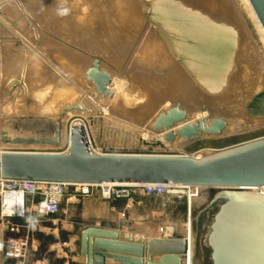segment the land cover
<instances>
[{
	"label": "bare ground",
	"instance_id": "obj_1",
	"mask_svg": "<svg viewBox=\"0 0 264 264\" xmlns=\"http://www.w3.org/2000/svg\"><path fill=\"white\" fill-rule=\"evenodd\" d=\"M34 1L31 2L32 6L36 7L37 15L42 16L44 11H42L41 4L46 5V0ZM244 1L264 39V31L248 0ZM8 3L10 2L8 1ZM63 4L70 17L57 22L58 26L54 21H51L49 27L58 29L60 34L75 40L82 49V53L85 54L61 49L52 43H44L47 50L53 55H57L65 68L86 69L83 74L84 81L99 98L105 100L108 106V108H104L105 113L114 114L119 120H122L121 122L129 123L132 127H145L148 130L145 135L142 134L145 139L158 138L173 149H181L186 146L187 143L183 140L170 144L165 141L164 133L153 131L154 122L160 113L167 112L171 108L160 113L158 110L163 105L167 104L168 106V103L176 104L177 102L182 103L189 112L190 122L206 119L209 114L212 118H221L227 121L228 128L223 136L264 126V115L252 117L249 112L250 103L264 93V63L262 64L264 59L260 63V57L255 55L256 50L253 48L250 35L238 18L232 0H65ZM11 7L13 6L11 5ZM18 8L11 14H15L14 12L20 14ZM48 21L49 19L46 22ZM150 24H154V28L151 27V32L147 33ZM246 26L248 25L246 24ZM25 27L26 25L23 28ZM8 28L10 29V26ZM20 28H17L18 32L23 31L19 30ZM148 30L150 31V28ZM32 34L34 33L32 32ZM140 35L144 41L139 52V64L147 68L166 70V72L164 74L156 72L158 74L153 77L136 76L132 80L129 93L124 89L128 95L124 94V97L118 99L115 89L123 90L124 82L122 85L121 82L117 83L114 74L106 70L101 59L105 57L112 63L118 64L119 59L127 55L133 47V42ZM10 46L15 47L14 45ZM30 46L32 47V45ZM12 47L3 46L0 49L2 80L4 84H7V82L5 83L6 79L25 77L28 91L26 96L29 99L28 109L39 111L47 108L54 101L64 100L68 93L67 88L52 87L55 80H52L48 73L36 63L29 61L27 64L22 50ZM87 55L93 56V58L98 57L96 59L100 61L102 70L112 76V85L110 86L112 97L104 98L99 95L95 86L87 81L86 73L90 68L87 66L89 63L92 65L95 60L88 59ZM114 86H116L115 89ZM78 101L81 100L78 99ZM203 109L206 110L203 111ZM96 111L95 109V114ZM32 114H36V112H32ZM70 116L72 114L69 113L61 119L59 118L64 126L62 146L65 145L67 136L65 122ZM121 122L120 125H122ZM79 125L83 124L76 121L71 126ZM83 126L87 128L86 125ZM3 131L8 133L11 138L32 136V134H16L9 129ZM93 132L95 133V130ZM41 147L0 145V149H4L0 153L40 149ZM202 156L198 155L195 158ZM261 191L264 193V189ZM192 197L190 196V198ZM23 204V196L14 193L6 194L5 208H3L0 218L4 219L17 212H22ZM1 226L2 224H0V229ZM150 231L146 228L141 235L136 236L137 239L144 237L148 241L152 239L151 237H158L159 234L152 236L154 234ZM189 233H191V221ZM4 248L3 236L0 234V257L4 255Z\"/></svg>",
	"mask_w": 264,
	"mask_h": 264
},
{
	"label": "water",
	"instance_id": "obj_2",
	"mask_svg": "<svg viewBox=\"0 0 264 264\" xmlns=\"http://www.w3.org/2000/svg\"><path fill=\"white\" fill-rule=\"evenodd\" d=\"M264 31V0H248ZM96 92L112 97V76L102 70L95 59L87 73ZM81 109V108H77ZM70 109L64 111V117ZM206 109H203L205 111ZM250 116L264 115V93L249 107ZM60 117V119H61ZM228 122L221 118L189 121V112L177 102L162 112L153 131L164 133L170 144L183 140L193 144L204 138L223 137ZM110 131V134H114ZM64 126L58 120L52 137H16L0 134V145L42 146L60 149ZM195 158L175 155L96 154L87 128L71 126L67 153L3 152L0 153V179L63 183L70 185L101 184H164L199 188V195L190 201L191 233L183 238L135 241L117 235V230L130 225L76 226L79 237L72 257H85V264L96 260L104 264L105 251L118 253L111 257L120 264H203L205 250L209 264H264V138L223 150H204ZM213 213L207 233L202 234L201 221ZM3 220L0 218V224ZM94 248L97 254H94ZM146 250L148 255L146 258ZM160 256L158 263L154 257ZM3 256L0 264H3ZM72 264V263H71Z\"/></svg>",
	"mask_w": 264,
	"mask_h": 264
},
{
	"label": "rangeland",
	"instance_id": "obj_3",
	"mask_svg": "<svg viewBox=\"0 0 264 264\" xmlns=\"http://www.w3.org/2000/svg\"><path fill=\"white\" fill-rule=\"evenodd\" d=\"M8 1L10 3H8ZM8 1L1 0L0 2V12H1L0 21L2 20L0 22V49L3 48V46L8 47V48L12 47L10 45L15 46L12 48H20V50H22L23 57L27 61V64L29 63V61H31V63L34 62L37 65H39L43 70H45V72L48 73V75L52 78V80L53 79L55 80L52 87L67 88L68 93L66 94V97L64 98V100H61L60 102L54 101L49 106H47V108L45 107V109H42L39 111H36L35 109L30 110L28 109L29 99L26 96L28 91L26 89L27 85H26L25 77L21 76L19 78L14 77L9 80L6 79L5 83L7 82V84H4L2 80V75H1L2 69L0 66V134L3 130L8 131L9 129L16 134H21V135H24V134L31 135L32 134L31 137H52L54 135L55 126L59 118L61 117L60 115H62L65 110L70 109V108L72 109V110H69L68 113H66V115L70 113V115L72 114V116L68 117L65 122L67 136H66V142L64 146H62L60 149L41 147L40 149L39 148L32 149V150L27 149V150L15 151V152H45V153L65 152L67 150V146L69 145L68 144L69 143L68 133L70 132V127L76 121H79L81 124L87 126L90 140L92 142V146L94 147V149L98 151H107L113 154L175 155V156H180V155L192 156L196 154V156H198V155H203L200 152L204 150H218L219 151V150L227 149V148L237 146L243 143H247L253 140L264 138V126H260L254 129L243 131V132L226 135L220 138H204L199 142L186 145L185 147L181 149H173L172 147H169L165 142L155 137H150L148 139H145V137L142 135V134L145 135L148 131L145 127H142V128L132 127V125H130L129 123L121 122L122 120H119L116 116H114V114L109 113V112L105 113L104 108L106 107L108 108L105 100L99 98L97 94L92 90V88L88 86L87 83L84 81L85 76H83V74L86 71V69L78 70L74 68H65L62 65V63H60L61 61H59V57L49 52V50H47L48 48L46 47V45H44V43L45 44L52 43L61 49L70 50L78 54L84 53V52L82 53L81 51L82 49L79 47L77 42H75V40L69 39L65 35L60 34L57 31L58 29L56 30V29L49 27V24H50L49 22L51 21L52 22L54 21L55 24L57 25V22H61L63 19L70 17L67 12V9H65L64 4H63V2L65 3V0H46V5L41 4V8H43L42 11H44L42 13V16L37 15L36 7L34 8L32 6L31 2H35L34 0H12V1L8 0ZM5 4L7 5V7ZM11 5L13 7H11ZM232 5L234 6V10L238 14L237 15L238 18H240V21L243 23L248 34L250 35L253 48L254 50H256L255 55H257L258 58L260 57V63H261L262 59H264V39L262 37V34L258 26L256 25L254 18L252 17L248 9V6L244 0H232ZM17 8L19 9L18 11H20V14L23 17L20 14H18V12H14L16 15L11 14L13 13L12 11H16ZM7 13H8V16L10 15V17L7 16ZM48 19L49 21L46 22ZM22 20H24L25 22ZM20 22H22L24 25ZM246 24L248 26H246ZM22 25L23 27L26 25V27L23 28ZM7 26L8 27L10 26V29ZM15 26L17 28L21 27L19 30H23V31L18 32ZM29 26L32 31L29 29ZM151 27L154 28V24L152 25L150 24V26L147 28V33L151 32V29H152ZM149 28H150V31L148 30ZM32 32L34 34H32ZM27 41H28V45H27ZM143 41H144V38H142L141 35L138 36V38L133 42L132 49L129 50L126 56L119 59L118 64H115V62L112 63L111 61L105 59V57H102V59L99 58L103 60V65L106 68V70L114 74L117 83L121 82V85H122V83L124 82L123 83L124 85H122L124 86L123 90L119 88H117L118 89L117 90L115 89L116 86H114L115 92H117L116 94L118 96V99L124 97V94H126L125 96L128 95L132 80L136 76L137 77L138 76L139 77L140 76L153 77L155 76V74H158V73L164 74L166 72V70L163 71V70L155 69V68L154 69L147 68L139 64L138 57H139V52H140V48L142 46ZM254 41L256 44L254 43ZM33 44L36 45L37 49L35 48V45ZM30 45H32V47ZM87 58L88 59L91 58L92 60H94L98 57L93 58V56L89 57V55H87ZM263 63L264 61H262V64ZM90 65L91 63H89L87 67H90ZM124 89L127 90L128 93H126ZM78 99L81 101H78ZM82 100L84 101V103ZM174 105L175 103L174 104L168 103V106L167 104L165 106L163 105L158 110V113L162 111H166L172 108ZM77 108H81V109H77ZM95 109L97 110L96 114L94 113ZM32 112L34 113L36 112V114H32ZM87 114H88V117H87ZM104 118L106 119L112 118V119L106 120ZM111 120H114V121H111ZM120 122L122 123V125H120ZM94 130H95V133L93 132ZM111 130L114 131L115 133L110 134ZM132 134L135 136L137 135L136 138ZM2 149H0V151L4 150ZM0 199H1V196H0ZM177 199H185V198H177ZM157 205L158 204L151 203V205L149 206L155 207ZM188 209H189V206H188ZM184 213L185 211H183V214ZM32 214H33V217L30 219L31 229L28 233L29 243L27 242L28 248H27L26 257H30L29 254H31L30 250L32 247V243H35L39 248V253L37 254L38 259H43V260L47 259L48 261H51L53 260V256L48 253V250L51 249L54 245L58 243L59 244L62 243V241L67 239V236H73V234L72 233L70 234L68 231H63L61 225L59 226V223L57 222H55L54 224H49L47 220H49L50 218H46V220H37L35 213H32ZM212 217H213V213H211L210 215H205L203 217L201 221L202 234L205 235L207 233ZM190 221H191V216L188 210V215L186 217L184 216L182 220V222H185L184 225L187 226V234L189 233ZM146 223L148 224L149 221ZM105 225H109V224H105ZM5 227L6 226L2 224L4 247H6V244L9 240L16 239L13 236L11 237V235H9L10 233H6V230L8 229H5ZM129 227H131V225ZM6 228H9V227H6ZM171 232H172V229L169 228L166 235L164 236L174 237L173 235L174 233L172 234ZM159 235L163 236L161 234ZM55 238H57V240ZM60 256H65L62 251L60 253ZM201 257L204 260L203 264H209L208 254L205 250L202 252Z\"/></svg>",
	"mask_w": 264,
	"mask_h": 264
},
{
	"label": "crops",
	"instance_id": "obj_4",
	"mask_svg": "<svg viewBox=\"0 0 264 264\" xmlns=\"http://www.w3.org/2000/svg\"><path fill=\"white\" fill-rule=\"evenodd\" d=\"M185 199H177L171 197H149L140 193L134 194L129 199H120L112 202H105L101 199L100 196H94L91 198L77 199L74 197H67L63 200L60 211L57 215L50 216L48 221L49 224H54L55 222L61 225L63 231H68L73 236H67V239L54 245L51 249L48 250V253L53 256V260L48 261L47 259H38L39 248L35 243H32L29 256L26 257L24 261H12V260H3V264H85V257L81 256L72 257L71 254L76 252L79 237L74 235L73 229L76 226L93 225L94 230H107L105 224H116L119 225L122 222H125L131 227H123L117 230H112L117 235H123L124 238H129L131 235L134 237L135 241H139L136 236L141 235L146 228L151 230L155 234H161L160 237H151L152 239L162 238H188L187 226L184 225L185 222H182L184 216L188 215V206ZM37 200L29 199L27 202L29 210H33L37 204ZM184 202V203H183ZM151 203L158 204L155 207H150ZM185 209V210H184ZM183 211L185 213L183 214ZM33 217V214L28 215L25 220L21 221H11L10 230L6 228L9 226L7 221L4 220L2 224L5 227L6 233H10L11 237L13 236L16 239L23 240L29 243L28 233L31 229V223L29 219ZM46 220V218L44 219ZM148 225L146 222H148ZM12 225H20L22 229L17 233L11 232ZM150 226V227H149ZM139 228V229H138ZM169 228L172 229V234L174 237H165ZM0 234H2V226L0 229ZM136 234V235H135ZM138 234V235H137ZM55 235V234H54ZM127 235V236H126ZM56 237V236H55ZM144 238V237H143ZM57 240V238H55ZM150 240V239H149ZM4 243V237H3ZM56 246V247H55ZM61 251L65 256H60ZM94 254H97L96 248H94ZM105 255L104 264H120L115 262L111 257L107 256H117L118 253L105 251L102 252ZM148 251L146 250V258ZM50 260V259H49ZM160 256L156 255L154 257V262L158 263ZM91 264H97L94 260Z\"/></svg>",
	"mask_w": 264,
	"mask_h": 264
},
{
	"label": "built area",
	"instance_id": "obj_5",
	"mask_svg": "<svg viewBox=\"0 0 264 264\" xmlns=\"http://www.w3.org/2000/svg\"><path fill=\"white\" fill-rule=\"evenodd\" d=\"M68 151L69 148L63 153H67ZM93 151L96 154H113L107 151H101L100 153L96 152L94 147ZM180 156L193 157L190 155ZM8 193L21 195L24 198L22 212H17L15 215L4 218V220L7 221V224H9L8 227H10L11 221L25 220L27 216L32 213H35L37 220H44L50 216L57 215L60 211V206L63 200L69 196L77 199L100 196L103 201L112 202L120 199H129L134 194L140 193L149 197L166 196L171 198H185L187 200V205L189 206L191 199L199 195V188L164 184L106 183L101 185H70L63 183H41L0 179V214L3 213L2 210L5 208V195ZM190 196L193 197L190 198ZM30 198L38 201L32 211L29 210L27 205V200ZM29 222H31L30 219ZM21 229L22 227L20 225L11 226L12 233H17ZM27 248V242L19 239H11L7 242L6 247L4 248L3 258L15 262L24 261L27 256Z\"/></svg>",
	"mask_w": 264,
	"mask_h": 264
}]
</instances>
